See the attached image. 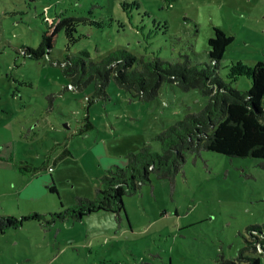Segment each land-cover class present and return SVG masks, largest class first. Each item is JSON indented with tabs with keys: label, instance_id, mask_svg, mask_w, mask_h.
<instances>
[{
	"label": "rangeland",
	"instance_id": "374dc122",
	"mask_svg": "<svg viewBox=\"0 0 264 264\" xmlns=\"http://www.w3.org/2000/svg\"><path fill=\"white\" fill-rule=\"evenodd\" d=\"M64 18L74 23L51 54L26 57L23 49L39 46L47 24ZM213 28L233 37L220 78L248 91L249 78L231 73L264 61V0H0V217L49 219L77 197L94 199L108 170L145 144L161 153L155 136L207 104L199 91L168 83L145 102L113 80L106 96L94 98L93 84L77 89L55 62L126 50L204 65ZM261 163L186 154L173 185L150 175L123 198L118 216L99 211L48 227L28 221L0 234V264H218L240 254L264 264L257 243L245 249L254 240L247 228L264 224Z\"/></svg>",
	"mask_w": 264,
	"mask_h": 264
},
{
	"label": "trees",
	"instance_id": "16d2710c",
	"mask_svg": "<svg viewBox=\"0 0 264 264\" xmlns=\"http://www.w3.org/2000/svg\"><path fill=\"white\" fill-rule=\"evenodd\" d=\"M73 23L71 18L48 23L39 46L25 47V56L37 61L49 56L60 32L66 30L68 34L67 29ZM232 41V36L213 28L208 40L209 62L204 65L193 64L188 56L171 63L160 58H138L126 50L112 51L99 61L90 60L88 52L83 51L79 56H64L63 60L55 62L77 89L93 84L94 98L106 96V89L113 80L132 98L145 102L156 99L162 85L168 83L183 91H199L207 98V104L202 111L187 114L155 136L161 153L145 144L138 152L127 155L124 167L108 170L101 178V187L94 199L77 197L71 208L49 214V219L46 214L38 213L21 218L0 217V234L17 230L28 221L48 227L56 221H80L99 211L118 216L124 210L123 198L150 182V175L173 185L178 174L183 172L186 154L199 156L202 151H211L230 158H254L262 160L264 167V61L251 69L234 68L231 74L246 75L251 87L248 91L231 88L220 78L218 69ZM49 190L57 192L55 187ZM247 232L254 240H246L245 249L251 250L257 243L262 249L258 254L264 255V224L249 226ZM218 264H261V260L258 256L240 254L235 260L221 259Z\"/></svg>",
	"mask_w": 264,
	"mask_h": 264
},
{
	"label": "built area",
	"instance_id": "2783aa9c",
	"mask_svg": "<svg viewBox=\"0 0 264 264\" xmlns=\"http://www.w3.org/2000/svg\"><path fill=\"white\" fill-rule=\"evenodd\" d=\"M51 170V169H50Z\"/></svg>",
	"mask_w": 264,
	"mask_h": 264
}]
</instances>
